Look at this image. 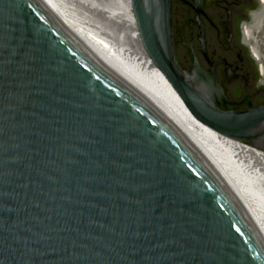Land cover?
<instances>
[{
	"label": "water",
	"instance_id": "water-1",
	"mask_svg": "<svg viewBox=\"0 0 264 264\" xmlns=\"http://www.w3.org/2000/svg\"><path fill=\"white\" fill-rule=\"evenodd\" d=\"M131 7L191 114L264 147V105L223 110L214 77L179 70L172 0ZM0 264H264V235L216 171L46 0H0Z\"/></svg>",
	"mask_w": 264,
	"mask_h": 264
},
{
	"label": "bare ground",
	"instance_id": "bare-ground-1",
	"mask_svg": "<svg viewBox=\"0 0 264 264\" xmlns=\"http://www.w3.org/2000/svg\"><path fill=\"white\" fill-rule=\"evenodd\" d=\"M46 1L90 52L162 106L264 235V147L220 133L191 114L147 55L131 0H116L105 8L90 5L84 0ZM76 6H82L84 11L77 8L78 12ZM92 12H96L100 21L91 16ZM263 14L264 9L256 16L255 27H260ZM251 32L252 27L248 28L247 41L252 39ZM252 48L259 58V45L253 42ZM262 71L264 73V68Z\"/></svg>",
	"mask_w": 264,
	"mask_h": 264
},
{
	"label": "flooded vegetation",
	"instance_id": "flooded-vegetation-1",
	"mask_svg": "<svg viewBox=\"0 0 264 264\" xmlns=\"http://www.w3.org/2000/svg\"><path fill=\"white\" fill-rule=\"evenodd\" d=\"M262 0H172L171 31L181 72L197 70L214 77L221 88L223 110L264 105V14ZM252 27V39L246 40ZM259 45L258 58L252 43Z\"/></svg>",
	"mask_w": 264,
	"mask_h": 264
},
{
	"label": "rangeland",
	"instance_id": "rangeland-1",
	"mask_svg": "<svg viewBox=\"0 0 264 264\" xmlns=\"http://www.w3.org/2000/svg\"><path fill=\"white\" fill-rule=\"evenodd\" d=\"M66 2H67V0H65ZM85 2H88L90 5H93V6H99V7H101V8H105V6H108V5H111V4H114L115 2H116V0H84ZM109 1V2H108ZM90 2H92V3H90ZM99 4V5H98ZM104 5V6H103ZM76 9L77 8H79L80 9V11L82 10V11H84V9H83V7L82 6H79V7H75ZM77 11H78V9H77ZM79 12V11H78ZM87 13V12H86ZM91 14V16L93 17V18H95L96 20H99L100 18H98L97 16H96V12H92V13H90ZM95 19H93V20H95ZM100 21V20H99ZM100 25H101V23L100 22H98ZM98 24V25H99Z\"/></svg>",
	"mask_w": 264,
	"mask_h": 264
}]
</instances>
